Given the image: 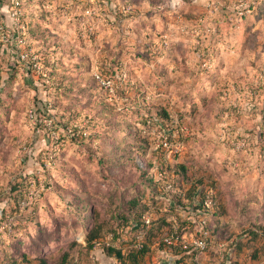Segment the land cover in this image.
<instances>
[{
	"label": "rangeland",
	"instance_id": "374dc122",
	"mask_svg": "<svg viewBox=\"0 0 264 264\" xmlns=\"http://www.w3.org/2000/svg\"><path fill=\"white\" fill-rule=\"evenodd\" d=\"M16 1H0V264H120L87 234L126 247L141 213L142 264H264L248 233L264 225V0ZM158 164L184 166L159 188L189 208L149 186Z\"/></svg>",
	"mask_w": 264,
	"mask_h": 264
},
{
	"label": "trees",
	"instance_id": "16d2710c",
	"mask_svg": "<svg viewBox=\"0 0 264 264\" xmlns=\"http://www.w3.org/2000/svg\"><path fill=\"white\" fill-rule=\"evenodd\" d=\"M2 2H5L6 0H0ZM11 2V5H14V2L15 0H10ZM9 9L6 11L4 9H2V7L0 8V15L1 17H4L5 19H8V20H11V16H10V13H9ZM147 166H152L151 163L148 161ZM153 167V166H152ZM150 168V167H149ZM164 166L161 165V164H158L157 165V170L158 169H163ZM168 170V174L169 175H173L174 177H179V175H182L184 177V166L183 165H180V168H177V169H174V170H170L169 168H167ZM148 175V174H147ZM156 175V173H153L150 174L148 177V181L147 183L149 184V186L155 191V192H160V188H159V184H160V181H158L157 179L154 180V176ZM147 180V179H146ZM189 190V191H188ZM187 190L188 194L192 197L195 198L196 197V194H203L202 197H204V194H205V191H203L202 189H198L196 187L194 188H189ZM160 197L161 199H169V202H170V208L172 211H174L176 209V206L177 205H180L181 207H186L187 204H185L183 202L184 200V196L182 194H177V193H165V192H160ZM203 206V199L200 201L199 205H194V210L196 211V209H201V207ZM146 208L144 210H150L149 209V205L145 206ZM197 212V211H196ZM202 212V211H200ZM176 216V215H175ZM159 217V220L165 222L166 221V218L163 217V216H158ZM177 218H181L180 216H176ZM173 219V218H172ZM123 229H133L135 231H138L136 235H134L132 237V242H135L136 239H137V235L139 234V230L141 228H143L145 226L144 224V220L142 219V213L136 218V219H133V220H124L123 219ZM179 227V225H177ZM261 232V233H259ZM248 233L250 234V237L249 239L252 240L254 238L258 239L259 236H261L260 234H263L264 235V225H258V227L253 231L252 229H249L248 230ZM99 229H97L96 227H92L88 234H87V237H86V241L88 243V246L89 247H92V246H95L94 244V241L95 240H99L100 237H99ZM119 234L118 230L114 231V235L117 236ZM235 242V246L238 247V249H241V242L239 240H236L234 241ZM94 244V245H93ZM167 245V246H176L175 244H172V243H168L166 240H160V245ZM102 247H104V249L106 250V253L109 255V256H113L115 257L120 264H128L129 261H132L133 264H142L141 261H142V258L145 254H147L148 250H149V244L144 241V239H142V245L138 248H133L132 250H130L126 255L122 253L121 251V247L117 248L115 247L114 245H106L105 243H103ZM43 263H45L44 260H42ZM221 263L222 264H237L236 261H230L227 253H224L222 259H221ZM161 264H173V261L172 259H164V261H162ZM176 264H183L182 261L178 260L176 261ZM194 264H199V263H194Z\"/></svg>",
	"mask_w": 264,
	"mask_h": 264
},
{
	"label": "built area",
	"instance_id": "2783aa9c",
	"mask_svg": "<svg viewBox=\"0 0 264 264\" xmlns=\"http://www.w3.org/2000/svg\"><path fill=\"white\" fill-rule=\"evenodd\" d=\"M18 4H19V2L15 0L14 5H18ZM13 16H17V11H14V12H13ZM13 18H14V17H13ZM13 20H14L15 23H17V22H16V17H15ZM0 26H1V25H0ZM9 36H10V35H6L3 31H1V28H0V41H2V42H4V41H5V42L8 41ZM21 56H23V54H21ZM0 86H1V85H0ZM162 144L166 145V142L163 141ZM169 176H173V175H169V174H168V170H167L166 167H164L163 169H158V170L156 171V179H157L158 181L168 182L166 178H169ZM173 177H174V176H173ZM199 203H200V202H198L197 204H195V206H196V205H199ZM210 203H211L210 200H207L206 198H203V206L201 207V209H196V211H197L198 213L205 214V212H207V211H206L207 208L210 206ZM186 207L189 208L188 206H186ZM193 209H194V207H193ZM196 211L194 210V213H195V214L197 213ZM200 211H202V212H200ZM142 219L144 220V224H145V226H149V225H150L151 217H150V215H149L148 213H144V214L142 215ZM203 221L206 223V220H202V222H203ZM205 232H206V231H205ZM204 235H205V234H204ZM142 239H143V238H142V233H139V234L137 235V239H136L135 242L129 243V244L126 245V247L121 248L122 253L126 255V254H127L130 250H132L133 248H138V247H140V246L142 245ZM165 240H166L168 243H172V244H173V242H171L169 239H165ZM94 244H95L96 247H99V246H102V245H103V241H102V240H95V241H94ZM105 244H106V245H109L110 243L105 242ZM194 244H195L196 247H199V248H204V247H205V241H204L203 238H201V237H200V238H197L196 240H194ZM183 246H184V247H187L186 245H183Z\"/></svg>",
	"mask_w": 264,
	"mask_h": 264
}]
</instances>
